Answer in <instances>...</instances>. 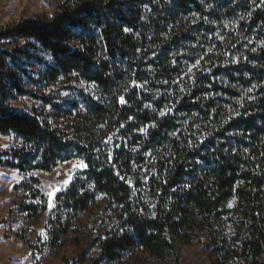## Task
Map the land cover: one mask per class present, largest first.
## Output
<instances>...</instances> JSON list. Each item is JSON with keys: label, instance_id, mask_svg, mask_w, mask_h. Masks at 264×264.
Listing matches in <instances>:
<instances>
[{"label": "trees", "instance_id": "16d2710c", "mask_svg": "<svg viewBox=\"0 0 264 264\" xmlns=\"http://www.w3.org/2000/svg\"><path fill=\"white\" fill-rule=\"evenodd\" d=\"M25 96L41 107L10 109ZM10 134L23 147L2 166L86 165L56 197L49 246L92 206L99 227L63 264H181L192 242L209 264H264V0H64L0 28Z\"/></svg>", "mask_w": 264, "mask_h": 264}, {"label": "rangeland", "instance_id": "374dc122", "mask_svg": "<svg viewBox=\"0 0 264 264\" xmlns=\"http://www.w3.org/2000/svg\"><path fill=\"white\" fill-rule=\"evenodd\" d=\"M64 0H0V28L40 16H51ZM67 85L59 81L54 89ZM27 91L32 84L23 82ZM39 92H43L39 90ZM65 94V92H63ZM41 107L29 96L19 97L11 110L28 112ZM66 127V123L62 124ZM22 142L14 135H0V155L21 149ZM0 159H9L1 157ZM86 171L80 158L60 163L50 172L31 170L21 173L0 165V264H63L77 261L80 251L92 242L99 227L98 210L92 206L87 212L72 219L66 236L57 248L49 246V218L56 215L59 206L57 195L65 193L74 176ZM94 250L88 251V259ZM181 264H209L207 253L200 244L192 242L179 246ZM123 264H174L157 262L146 256H133Z\"/></svg>", "mask_w": 264, "mask_h": 264}]
</instances>
